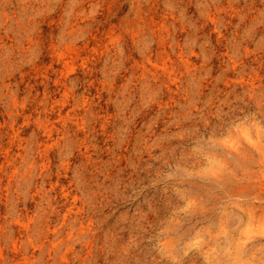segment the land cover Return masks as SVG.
<instances>
[{
	"label": "rangeland",
	"instance_id": "obj_1",
	"mask_svg": "<svg viewBox=\"0 0 264 264\" xmlns=\"http://www.w3.org/2000/svg\"><path fill=\"white\" fill-rule=\"evenodd\" d=\"M0 264H264V0H0Z\"/></svg>",
	"mask_w": 264,
	"mask_h": 264
}]
</instances>
